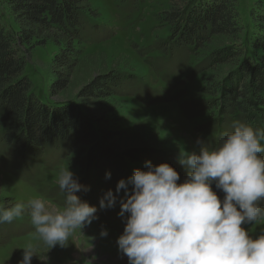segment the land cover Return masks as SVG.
I'll return each mask as SVG.
<instances>
[{"label":"rangeland","instance_id":"1","mask_svg":"<svg viewBox=\"0 0 264 264\" xmlns=\"http://www.w3.org/2000/svg\"><path fill=\"white\" fill-rule=\"evenodd\" d=\"M235 1L240 33L233 41L210 37L201 47L173 42V28L161 18L177 0H90L96 19H87L81 55L70 73L62 75V70L52 64L57 53L54 46L21 49L35 97L54 109L76 108L94 130L93 145L98 144L114 158L113 164L103 161L89 166L87 158L93 145L78 146L72 139L44 145L40 150L17 151L6 142L5 129L0 126V205L8 207L44 198L62 208L64 195L56 178L61 168L68 167L83 186L75 195L97 209L96 219L74 231L66 247L57 245L46 253L41 247L39 254L42 257L44 253L46 261L34 256L31 264H128L116 243L128 215H119L120 202L127 198L124 189L116 192L119 180L127 182L135 169L146 171L145 162L150 161L153 166L169 164L179 174L177 183H183L187 170L178 163L182 154H198L201 146L210 150L218 147L234 121L264 129L262 123L255 126L234 110L222 117L218 108H208L219 97L202 94L205 84H215L235 71L229 64L213 65L215 51L230 49L241 54L245 49L236 60L252 62L257 53V58L264 62L263 53L250 49L258 27L249 16L253 6L264 1ZM187 3L181 10L184 26L190 12L211 4L212 0ZM0 20L16 32L6 0H0ZM110 74L121 81L120 86L109 91L110 95L79 97L85 87ZM57 76L65 80V85L52 93L50 87ZM102 130L109 133V140L103 138ZM261 143L264 145V141ZM129 155L136 156L137 161ZM106 173H110V178H106ZM212 189L222 200L223 192L215 184ZM108 190L117 197L115 206L101 209L100 200ZM131 191L132 185L127 184V193ZM260 207L264 208V202ZM242 227L253 238L264 234V220ZM104 230L107 235L101 236ZM29 242L39 244L25 210L11 223L0 224V264H18L22 248Z\"/></svg>","mask_w":264,"mask_h":264},{"label":"clouds","instance_id":"2","mask_svg":"<svg viewBox=\"0 0 264 264\" xmlns=\"http://www.w3.org/2000/svg\"><path fill=\"white\" fill-rule=\"evenodd\" d=\"M261 141L264 129L234 121L218 147L201 146L198 154L179 157L187 170L183 183H177L179 174L169 164L153 166L150 161L145 162L146 171L135 169L127 182L119 180L116 192L124 189L127 196L119 215H128L116 243L128 264H264V234L253 238L242 227L264 220ZM105 175L110 178V173ZM56 184L64 195L62 208L44 198L0 205V224L11 223L27 210L39 241L22 248L18 264H31L34 256L46 261L44 253L57 245L66 247L74 231L96 219L97 209L75 195L83 186L68 167L59 170ZM127 184L132 185L131 194ZM213 184L223 192L222 200ZM116 200L108 190L100 208H112ZM106 235V230L101 232Z\"/></svg>","mask_w":264,"mask_h":264},{"label":"trees","instance_id":"3","mask_svg":"<svg viewBox=\"0 0 264 264\" xmlns=\"http://www.w3.org/2000/svg\"><path fill=\"white\" fill-rule=\"evenodd\" d=\"M89 1L6 0L17 29L13 33L0 20V126L5 129L6 142L13 144L17 151L23 148L40 150L44 145L67 139L78 146L93 145L94 130L76 108L54 109L35 97L21 50L54 46L57 53L52 64L62 70V75L70 73L81 55L87 19H96ZM177 1L161 18L173 28V42L201 47L210 37L237 40L240 30L235 0H212L211 4L194 9L185 20V26L181 22V10L188 0ZM249 16L258 27L250 49L264 54V2L255 4ZM245 51L243 49L241 54L230 49L215 51L211 58L213 65L229 64L235 71L215 84H205L202 94L219 97L218 102L212 100L208 108H218L222 117L234 110L259 127L258 124L264 125V62L257 58V53L253 54L252 62L236 60ZM63 85L65 80L57 76L50 90L55 93ZM120 85V78L110 74L105 80L98 79L85 87L79 97L103 98ZM102 136L110 139L104 130ZM129 157L137 161L136 156ZM87 160L89 166L103 161L114 163L113 156L98 144L92 146ZM80 163L82 165L83 161Z\"/></svg>","mask_w":264,"mask_h":264}]
</instances>
